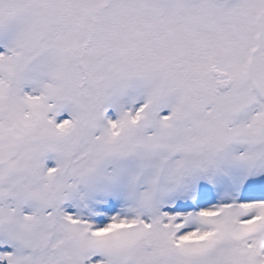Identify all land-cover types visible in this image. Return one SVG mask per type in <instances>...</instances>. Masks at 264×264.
I'll return each mask as SVG.
<instances>
[{"label": "snow or ice", "instance_id": "1", "mask_svg": "<svg viewBox=\"0 0 264 264\" xmlns=\"http://www.w3.org/2000/svg\"><path fill=\"white\" fill-rule=\"evenodd\" d=\"M0 264H264V0H0Z\"/></svg>", "mask_w": 264, "mask_h": 264}]
</instances>
